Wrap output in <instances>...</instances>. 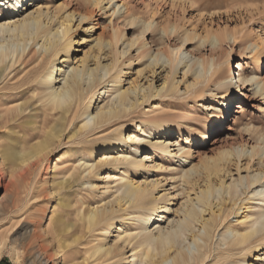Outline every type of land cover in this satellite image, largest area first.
I'll return each mask as SVG.
<instances>
[{
  "label": "bare ground",
  "instance_id": "bare-ground-1",
  "mask_svg": "<svg viewBox=\"0 0 264 264\" xmlns=\"http://www.w3.org/2000/svg\"><path fill=\"white\" fill-rule=\"evenodd\" d=\"M29 1L31 2V0H0V21H3L0 22V83L11 73L18 71V66L22 65L25 69L31 63L37 62L31 78L27 76L20 81L22 88L14 95L16 104L3 109V111L1 109L3 115L0 114L3 123V130L0 131V164L6 167V172L10 178L14 177L16 180L24 181L26 187L45 159L51 155L53 146L56 145L65 131L76 126L68 138H85L93 134L96 129L105 128L104 125L123 121L125 117L129 116L126 112L138 103V93H140L141 98L145 96V90L140 89V87L121 89L120 77L117 76V73L114 76L110 73L117 67L120 58L132 61L134 57H148L151 59L150 64L154 67V65L159 64L162 58L161 54H163L162 50L153 53L150 49H146L144 43H140L146 31L155 29L151 20L146 21L139 18L129 8H125L120 13V6L117 3L112 4L113 0H83L80 8H84L85 12L66 13L55 27L51 26V22L56 12L48 17V14H44L39 6L31 12H27V10L21 12L26 14L20 19L6 22L8 16L11 14L18 16L23 6L28 7ZM90 6L99 7V10H103L105 14L111 11L107 17L108 20L103 25L102 33L92 40L94 42L93 48L95 47L98 51L105 53V56L109 57V63L100 64L95 59L94 67H89L85 58L80 59L78 65L71 66L70 63H66V68L64 66L59 68L62 84L55 88V84L59 83L60 80H57L53 74V68L50 69L48 64L53 67L54 56L59 53L64 54L61 62L69 59L70 52L73 50V41L68 34L70 31L69 23L76 15L80 22L91 18ZM121 6L125 5L121 4ZM44 16L51 20L49 24L44 22ZM162 32L164 33L163 30ZM210 37H212L210 44L215 46L219 40V35L208 34L202 38L203 43ZM188 39V35H186L181 44H174L171 51L175 58L168 57L166 62L161 60L160 64H165L167 74L170 73L174 76L177 73V65L185 63L184 66L187 67V70H184V74L192 71L195 82H204L208 70L206 69L207 62L205 65L203 58L195 57L194 53L183 49ZM9 41L21 43V51L17 49L8 51L6 47L3 49V44H8ZM257 41L250 43V47L258 49V51L254 49L256 51L254 61L259 60V63L264 65V59H259V55L264 54V35L258 37ZM33 44H38L39 49L31 52L30 46ZM27 45L28 48H26ZM39 51L40 57L38 58ZM133 51H136V55L132 54ZM178 57L179 60H177ZM214 65L213 61L208 64L210 78L217 72ZM194 66L196 68L193 70ZM198 66L201 68L199 69ZM238 66L239 72L232 78L229 69L219 74L216 73L213 84L217 90L221 91L222 95L219 98L234 95L236 97L234 100H239V97L243 95L242 90L254 85L255 93L263 96L264 103V79H260L255 74H252L250 78L242 68V64L238 63ZM106 75H109L108 80H106L111 82L112 92L107 96L108 100L103 105L98 106L99 103L97 104L95 113L92 114V99L83 102V95L86 96L87 90L98 85ZM209 77H206L207 81ZM164 87L165 85L162 89ZM202 92V88L197 89L195 91L196 96ZM114 93H116V99L112 101L110 96ZM214 95L212 93L213 99H215ZM81 102L83 105L80 108ZM222 103L224 110L228 106L229 100H222ZM236 105L235 113H241L243 106L239 103ZM211 109L212 107H207V110ZM78 117L81 119L77 126L74 121ZM225 119L230 120L231 118L226 116L224 111H220V115L216 116V124H214L213 130L220 131L222 127L226 128ZM141 123L150 124L157 133L167 129L165 127L167 120L163 118H147ZM139 130H143L142 127ZM178 133L180 137V130ZM257 138L258 141L256 142L241 139L240 142L228 143L211 156L201 158L198 162L182 168L179 177L184 184H196L202 174L203 185L199 187L198 192H195L192 199L188 198L189 195L187 196L186 200L175 210L173 219L166 218L164 222H162L165 217L163 213L169 210L168 206L166 204L157 206L159 198L153 197L152 188L149 184L136 183L130 178L129 173L142 167L144 160L152 158L156 149L164 153L168 149L170 141L158 145L160 143L158 140L151 145L148 140L142 141L135 132L128 134L125 140L122 138V130H119L114 131V134L109 137L97 138V146L109 150L113 145L121 144L124 141L131 143L129 147H133L134 153H137L139 148H147L149 145L152 153H148L143 159L137 160L132 151L120 150L116 153L118 154L116 157L110 159L109 156L107 157L108 154L103 153L101 159L99 158L100 160L91 162L88 157H91L94 152L89 151V155L82 153L81 157L77 158L76 164L74 161L68 162L61 156L58 157L53 166L54 177L60 174L61 179L53 181V192L69 189L86 176H95L97 168L98 171L105 168L109 170L103 178L106 189L110 187L108 183L114 177L110 170L116 171L122 167L121 173L124 175L121 177V182L119 180V183L114 184L115 195L102 206L91 207L90 203L84 208L82 207L84 202L81 200L80 204L74 208V204H72L74 200L70 202L67 195L58 197V202L51 211L52 215L48 225L53 232H65L66 234L60 243V250L65 252V260L70 262L69 264H164L168 261L170 264H202L207 257L211 256V251L205 250L204 246L207 245V241L212 236V231L220 226L222 221L220 219L215 222L213 216L206 220L201 219L203 211L210 203L211 196L216 194L218 203L226 200L231 203V207L236 205L237 200L240 199V193H245V190L254 197H264V135L260 134ZM202 142L204 139L197 142V146L199 147ZM177 150L180 155H192V150L185 151L181 144H178ZM243 157L248 158L244 168L241 163ZM48 167L47 169H49ZM234 169L236 174H233ZM242 169L246 172L243 176L241 175ZM222 171L229 175V182L225 181V175L219 176ZM0 186L4 187L1 181ZM90 186L94 185L90 184ZM242 187H244V191L242 189L239 193L238 188ZM255 192L257 193L255 194ZM247 193L245 200L252 199L251 196L247 197ZM223 194L226 196L224 197ZM260 201H264V199ZM55 206L57 207L55 208ZM245 207L244 215L238 224L227 225L226 228L230 230L231 235L225 238V249L216 252L218 253L216 264H223L227 261L236 264L235 255L242 254L244 250L245 252L253 249L264 251V209L260 210V206L256 208L251 202H248ZM57 209L59 210L58 213ZM158 209L160 211H157ZM119 211L122 213V215L118 214L120 217L116 214ZM43 215L45 217V212ZM120 219H122V223L118 226L111 243L107 244L106 236L99 239L97 235L101 233L92 235L94 231L99 230L100 232L101 230L103 232L104 230L108 237L112 232L111 228L114 227V220ZM127 219H133L138 225L134 229L128 230L125 226ZM152 220L156 226L149 230L152 225L149 223ZM197 222L203 228L204 234L201 238L203 245L198 246L195 254L188 255L184 247L180 245V239L188 232L193 240L199 238L192 233ZM91 236L93 239L89 238ZM93 240H97V242L92 243ZM4 241V233L2 232L0 233V256L5 244ZM19 244H21L20 249L11 246V249L16 250L13 256L15 262H17L18 257H21L22 260L27 258L29 264H45L47 262L40 251L28 253V245L23 242ZM210 246L209 244L208 247L210 248ZM127 248L130 251L129 255H126L125 252ZM233 250L236 251L233 252ZM259 260L262 261L258 264H264V257L259 258ZM242 263H245L244 255Z\"/></svg>",
  "mask_w": 264,
  "mask_h": 264
},
{
  "label": "rangeland",
  "instance_id": "rangeland-1",
  "mask_svg": "<svg viewBox=\"0 0 264 264\" xmlns=\"http://www.w3.org/2000/svg\"><path fill=\"white\" fill-rule=\"evenodd\" d=\"M82 3L83 0H31L28 7L23 6L18 16L11 14L6 22L20 19L26 14L21 12L24 10L31 12L39 6L44 14H48V17L56 12L51 22V26L55 27L66 13L85 12L84 8H80ZM114 3L120 6V13L125 8H129L139 18L146 21L151 20L153 25H155V29L146 31L140 43H144L146 49H150L153 53L157 50H162V61L166 62L168 57L174 59L175 55L171 51L173 45L181 44L185 36L188 35L189 39L183 49L185 48V50L194 53L195 57L203 58L204 64L207 62V65H205L208 70L205 74V81L195 82L192 71L184 74V70H187V67L184 66L185 63L177 65V73L173 76V74H167L165 64H160L161 60L159 61L160 65L157 64L153 67L150 64L151 59L148 57H134L132 61L120 58L117 67L110 73L113 76L117 73V76L120 77L121 89L140 87V89L145 90V96L141 98L140 93H138V103L130 111L126 112L129 116L125 117L123 121L107 124L108 126L104 125V127L106 126L105 128L96 129L93 134L85 137L86 139H69L68 136L75 130L76 126L69 128L63 133L56 145L53 146L51 155L45 159L42 166L35 172L34 178L27 187L24 185V181L16 180L14 177L10 178L6 172V167L0 164V181L4 184V187L0 186V233H4V240L6 241H4L5 244L1 251L0 264H29L27 258L22 260L21 257H18L17 262H15L13 256L15 249H20V242L28 245V253L40 251L45 261L47 259L45 264H69L70 262L65 260V252L60 250V243L66 236L65 232L55 233L48 225L52 215L51 211L54 205L57 204L58 197L67 195V199L70 202L74 200L72 202L74 208L80 204L81 200L84 202L82 205L84 208L90 203L91 207L102 206L115 195L114 186L116 182L119 183V180L121 182V177L124 176L121 173L122 167L116 169V171L110 170L114 177L108 183L110 187L106 189L104 188L106 184L103 178L109 170L105 168L98 171L97 168L95 176H86L72 187H69V189L53 192V181L61 179L60 174L54 177L55 171L53 169L55 161L60 156L64 160H68V162L74 161L76 164L81 154L89 155V151L94 152L91 157H88L91 162L100 160L103 153L108 154L107 157L109 156L108 158L110 159L114 156L116 157L118 155L116 153L120 150L134 153L133 147H129L131 143H125L124 141L121 144L113 145L109 150L97 146V138L109 137L114 134V131L119 130H122V138L125 140L128 134L135 132L142 141L148 140L151 145L158 140L160 141L158 145L161 143L163 145L170 141L169 147L164 153L156 149L152 158L144 160L142 167H139L135 172L129 173L130 178L136 183L149 184L152 188L153 197L159 198L157 206L163 204L168 206L169 210L163 213L165 217L162 222H164L166 218L169 220L173 219L175 210L186 200L187 196L189 195L188 198L192 199L195 192H198L199 187L203 185L202 174L196 184H184L179 177L182 168L198 162L201 158L211 156L228 143L240 142L241 139L256 142L258 141V135H264L263 96L255 93V86L252 85L242 90L243 95L239 97V100H234V95L229 97L226 95V97L219 98L222 95L221 91L217 90L213 84L216 73H222L226 69L230 70L231 78L234 75L236 76L239 72L238 63L242 64V68L250 78L252 74H255L260 79H264V65L260 64L259 60L254 61V54L258 49L250 47V43L258 42V37L264 35V0H113L112 4ZM121 4L125 6H121ZM89 9L92 11L91 18L80 22L79 17L76 15L69 23L70 31L68 34L73 41V50L70 52L69 59L61 62L64 54L59 53L54 56L55 59L52 58V65L54 64V66L51 67L48 64L50 69L53 68L54 76H56L57 80H60L59 83L55 84V88L62 84V75H59V68H62V66L66 68V63H70L71 66L78 65V61L82 58H85L89 67H94L95 59L100 64L109 63V57H106L105 53L98 51L95 47L93 48L94 42L92 40L102 33L103 25L108 20L107 17L111 11L105 14L97 6H90ZM43 18L45 23H50V19H46L45 16ZM125 31L128 30L125 29ZM208 34L219 35V40L215 46L210 44L212 37L203 43L202 38ZM10 42L3 44V49L21 51V43ZM26 48H28V45ZM30 49L31 52L35 49L38 50L39 45L33 44ZM40 51L37 54L38 58L40 57ZM132 54L136 55V51H133ZM259 59H264V54L259 55ZM177 60H179V57ZM226 60L228 61L225 62ZM199 61L201 62V59ZM211 61H213L214 66L218 70L215 68L217 72L210 78L208 64ZM36 63V61L31 63L25 69H23L22 65L18 66V71L11 73L0 83V112L1 109L3 111V109L16 104L14 95L22 88L20 81L27 76L31 78ZM195 68L196 66L193 67V70ZM198 68L200 69L201 67L198 66ZM109 75L104 76L99 83L97 82L98 85L88 89L86 96L83 95V102H87V99H92V114L95 113L97 104L99 103L98 106L103 105L108 100L107 96L112 92L111 82H107ZM206 77H209L208 81ZM172 84L173 86H171ZM163 85L165 87L162 89ZM200 88L203 89V92L196 96L195 91ZM210 92L215 94V99H213ZM115 97L116 93L110 96V99L115 101ZM225 99H228L229 103L223 110L222 100ZM237 103L243 106L241 113H235ZM82 105L81 102L80 108ZM207 107H212V109L207 110ZM220 111H224L226 116L231 119L224 120L226 128L222 127L220 131H214L213 126L216 124V116L220 115ZM0 114L3 115L2 112ZM147 118L166 119L165 127L167 129L157 133L150 124L144 125L141 123L142 120ZM80 119L81 117H78L74 121L77 126L80 124ZM2 124L0 118V131L3 130ZM118 124H121V127ZM140 127L143 130H139ZM178 130H180V137ZM203 139L204 142L198 147L196 143ZM178 144H181L185 151L192 150V155H180L177 150ZM148 153H152L150 145L147 148H139L138 152L134 153V156H136L137 160H140ZM247 160V157L242 158L243 168ZM245 173L244 169H242L241 175L243 176ZM233 174H236L235 169ZM224 175L225 181L229 182V175L223 173V171L219 173L221 177ZM234 178H236V175H234ZM90 184L94 186H90ZM238 189L239 193L242 189L244 191V187ZM246 193L247 190H245V193H240V199L237 200L236 205L233 207L226 200L218 203L216 194H213L212 198L209 199L210 203L206 206V210L203 211L201 219L206 220L213 216L215 222L220 219L222 221L221 225L219 224L220 226L212 231V236L207 241V245L204 246L205 250L211 251V256L207 257L202 264H216V256L218 254L216 252L225 249V238L231 235L230 230L226 228L227 225L238 224L244 215L245 206L248 205V202L253 203L256 208L260 206V210L264 209V201H260L264 197H261V199L250 195L251 193H247V197L251 196L255 199L245 200ZM223 196L225 197L226 195L223 194ZM220 210L221 213H219ZM58 211L57 209V213ZM157 211L160 210L158 209ZM44 212L45 217L43 215ZM119 212L116 213L117 216L122 215L121 211ZM125 222L128 230L134 229L138 225L133 219H127ZM152 222L153 220L149 224ZM121 223L122 219L114 220V227L111 228L112 232L108 237L105 235L104 230L103 232L101 230L100 232L99 230L94 231L92 235L101 233L97 235L98 238L103 239L106 236L107 244L111 243ZM155 226L156 223H152L149 230ZM192 231L199 238L193 240L188 232L186 233L187 236L184 235L180 239V245L184 247L188 255L196 252L200 244L203 245L201 238H203L204 232L199 222L195 223V228ZM89 238L93 239L92 236ZM95 241L97 242V240ZM95 241L93 240L92 243H96ZM209 244L211 245L210 248L208 247ZM11 246L16 248L11 249ZM125 252L126 255L130 254L128 248L125 249ZM263 252L258 251V249H253L249 252L244 250L242 254H236L238 257L235 255L234 260H236V264H243L244 255V264H258V262L262 261L259 258L264 257ZM18 256H20L19 253ZM164 264H170V261ZM223 264L232 263L227 261Z\"/></svg>",
  "mask_w": 264,
  "mask_h": 264
}]
</instances>
